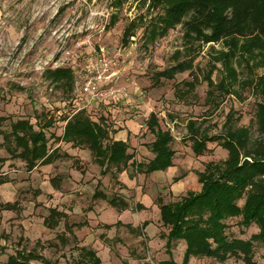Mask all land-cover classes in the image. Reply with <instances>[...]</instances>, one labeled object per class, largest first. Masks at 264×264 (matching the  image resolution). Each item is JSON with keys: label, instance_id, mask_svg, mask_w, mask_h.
Returning a JSON list of instances; mask_svg holds the SVG:
<instances>
[{"label": "rangeland", "instance_id": "374dc122", "mask_svg": "<svg viewBox=\"0 0 264 264\" xmlns=\"http://www.w3.org/2000/svg\"><path fill=\"white\" fill-rule=\"evenodd\" d=\"M120 1L0 0V119L4 120L0 121V179L8 182L0 187V206L16 204L12 211L0 207V264L19 252H31L50 264L91 263L81 248L94 251L100 264H163L169 259L181 264L182 243L165 247L168 230L160 225L154 200L161 196L163 203L178 201L179 189L198 192L196 174L207 163L226 158V151L215 142L207 143V150L195 156L186 124L194 122L208 136L220 135L225 125L244 127L251 141L259 138L254 119L258 99L249 87L234 85L228 94L216 91L211 99L206 95L210 89L204 81L207 71L212 70L210 79L215 85L221 78L222 68L212 60L216 51L223 50L220 43L191 47L183 25L150 40L149 30L160 8L153 0ZM112 18L114 24L109 26ZM130 23L134 24L132 37L124 42L123 31ZM98 49L116 64V87L122 89L106 98L104 106L88 103L76 87L83 58ZM174 53H179L177 61ZM181 61H190L191 67L170 80L156 77ZM57 68L71 69L74 80L52 82L47 71ZM80 109L106 126L113 141L122 123H136L134 134L126 140L127 153L132 155L129 163L136 167L129 166L120 175L113 165L99 166L86 147L60 140L65 120ZM150 114L156 115L162 131L170 132L174 156L168 172L145 175L153 158L154 135L146 128ZM18 120L29 121L35 130V121L51 122L44 129L47 148L58 156L49 165L28 171L24 162L6 153L2 136L8 134V124ZM178 176L184 178L173 184V177ZM96 192L128 206L114 209L93 198ZM237 204L241 206L242 201ZM50 209L66 215L52 229L43 222ZM239 222L240 218L225 221L229 239L248 240L257 232L254 226L244 228ZM263 256L264 248L254 244V262L263 264ZM29 264L44 263L35 259ZM187 264L215 263L190 258ZM223 264L242 262L229 259Z\"/></svg>", "mask_w": 264, "mask_h": 264}, {"label": "trees", "instance_id": "16d2710c", "mask_svg": "<svg viewBox=\"0 0 264 264\" xmlns=\"http://www.w3.org/2000/svg\"><path fill=\"white\" fill-rule=\"evenodd\" d=\"M115 1L121 3L120 0ZM153 3L160 8L161 14L151 24L150 40L163 37L169 30L183 25L184 36L191 47L194 43L222 45L223 50L212 55L213 62L222 68L219 82L215 85L211 81V69L204 78L210 88L206 94L209 99L216 91L228 94V89L232 90L234 85L249 87L258 99L254 113L258 140L251 141L249 130L244 127L225 125L220 135L208 136L201 134L194 122L186 124L195 156H201L207 150V143L215 142L226 151V158L220 163H207L204 170L196 174L200 185L198 192L184 189L181 195L179 189L176 193L181 198L169 203H163L161 196L155 198L160 225L168 230L165 247L168 249L171 242L184 245L181 264H187L190 258L209 259L215 264H223L229 259L242 264H256L253 245L264 248V72L257 73L264 70V0H153ZM185 18L188 19L184 21ZM113 24L112 18L109 26ZM133 29V23L124 29V42L132 37ZM211 50L214 51L212 47ZM173 57L177 61L179 53H174ZM190 67V61H181L157 73L156 77L170 80ZM47 74L54 83L64 81L69 84L72 78L74 80L71 69L67 68H57L47 71ZM188 86L194 87L191 83ZM118 100L125 101L124 98ZM105 102L95 105L104 106ZM35 124L37 130L27 120L10 122L8 134L2 136L3 143L7 145L6 153L24 162L28 171L38 165H49L58 156L55 150L49 152L47 148L44 129L51 122L40 124L35 121ZM146 128L154 135V141L150 146L153 158L147 163L144 173L168 172L173 167L172 136L169 131L159 128L155 114L149 115ZM60 140L72 146L86 147L99 166L113 165L119 174L134 165L129 163L132 155L127 153V144L113 141L107 127L86 115L82 109L65 120ZM2 162L0 158V165ZM183 178L173 177L172 183ZM6 183L5 179H0V186ZM176 193L171 191L173 196H177ZM93 198L106 201L114 209L124 210L128 206L124 201L108 199L98 192L93 194ZM239 201H242L241 206L237 204ZM15 206V202H6L0 207L4 211H12ZM136 208L142 210L143 205ZM65 217L56 209H50L43 222L52 229L59 219ZM232 218H240L241 227L254 226L257 232L248 240L229 239L225 234V221ZM143 225L146 227L147 223ZM59 241L64 242V239L59 237ZM80 251L91 261L89 264H100L94 251L83 248ZM35 259L50 264L31 252L16 253L2 264H29ZM262 262L264 264V256ZM163 264L175 263L169 259Z\"/></svg>", "mask_w": 264, "mask_h": 264}, {"label": "built area", "instance_id": "2783aa9c", "mask_svg": "<svg viewBox=\"0 0 264 264\" xmlns=\"http://www.w3.org/2000/svg\"><path fill=\"white\" fill-rule=\"evenodd\" d=\"M116 64L102 51L92 50L83 58L76 87L78 93L87 97L88 103H103L106 98L117 96L122 89Z\"/></svg>", "mask_w": 264, "mask_h": 264}, {"label": "crops", "instance_id": "0c3cea01", "mask_svg": "<svg viewBox=\"0 0 264 264\" xmlns=\"http://www.w3.org/2000/svg\"><path fill=\"white\" fill-rule=\"evenodd\" d=\"M135 125H136V123H134L133 121H131V120H128V121H125L124 123H122V125H120V128H118V129H120V130H122V131H119L117 134H115L116 135V137H117V139H116V141H122V142H125L126 143V140H129V136L128 135H131V134H134L133 133V130H135L134 129V127H135ZM126 129V130H123V129ZM117 129V130H118ZM135 132V131H134ZM120 175H122V174H120ZM120 179H122L123 180V178H120ZM132 181H130L129 183H131ZM3 185H6V184H3ZM2 186V185H1ZM0 186V187H1ZM6 187V186H5ZM144 198V197H143ZM119 221H120V219H119ZM121 222V221H120ZM182 247L184 248V245L182 244Z\"/></svg>", "mask_w": 264, "mask_h": 264}]
</instances>
